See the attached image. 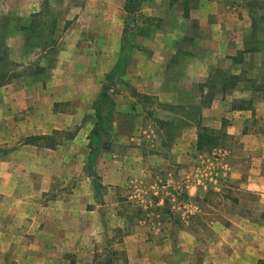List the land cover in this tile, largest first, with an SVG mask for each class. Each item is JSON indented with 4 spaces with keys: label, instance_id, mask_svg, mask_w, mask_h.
Returning <instances> with one entry per match:
<instances>
[{
    "label": "crops",
    "instance_id": "obj_1",
    "mask_svg": "<svg viewBox=\"0 0 264 264\" xmlns=\"http://www.w3.org/2000/svg\"><path fill=\"white\" fill-rule=\"evenodd\" d=\"M126 1L5 0L7 11L21 19L38 17L40 6L46 3L45 17L60 33L53 35L52 46L44 47L54 54V68L50 74L44 68L40 75L54 83L53 87L47 84L45 89L22 88L13 81L0 87L1 127L9 130L8 136L0 139L4 147L0 149V264H97L93 256L105 242L107 222L95 204L94 176L78 177L83 175L88 153H75L86 144L92 127H81L60 148L41 146L29 139L54 130L66 131L81 122L83 104H91L101 90L102 85L98 88L96 82L104 80L119 58ZM139 12L143 18L163 19V26L151 37L145 36L139 48H131L125 81L136 88L140 97L155 100L157 106L148 113L144 111L146 104L144 109L134 111L133 103H124L119 110L129 118H118L115 151L100 154L95 163V170L109 187L118 185L125 194L132 171L139 177H134L135 189L131 192L135 190L141 199L140 193L146 197L150 193L161 195L156 203L159 217L138 220L147 233L123 235L125 263L164 264L171 258L175 259L172 264H193L186 259L203 250L205 258L200 264H226L222 262V256H227L225 243L237 241L222 234L228 231L227 223L209 213L201 223L196 219L204 208H216L207 201L208 195L222 197L227 193L228 163L232 171L229 176L241 183L242 191L264 198V130L260 125L264 116V46H257L259 41L252 39L256 32L264 31L259 28H264V0H143ZM25 19L22 22L27 25ZM11 45L21 53L42 50L41 46L26 44L20 28H13L9 34L7 46ZM34 52L27 53L22 62L31 65L37 60L39 54ZM80 59L107 68L101 73L80 74L76 67ZM48 64L43 61L45 67ZM232 80L234 85L228 86ZM233 98L245 103L234 106V101L229 103ZM60 103L65 108L57 110ZM147 114H154V124L144 117ZM166 116H170L172 124L169 135L162 133L169 124ZM211 121L218 131L224 124L216 145H223L224 138H233L232 146L238 149L225 150L227 156L217 172H201L200 153L195 148L197 133L201 127L213 129ZM146 124L155 125V139L149 140L147 134L143 145L147 150L130 156L123 127L146 134L141 130ZM13 142V148L6 149L4 145L10 147ZM152 146L156 150L153 153L149 151ZM242 161L250 163V167L238 172ZM222 166L226 169H220ZM71 177L75 180L69 190H61L56 196L50 193L56 180L67 183ZM184 194L187 200H180ZM166 195L173 197L168 198L169 203L165 202ZM238 221L243 226L248 220ZM255 225L252 223L251 229ZM198 226L220 231L213 238V246L197 247L199 241L212 240L206 234L201 240V233L195 232ZM228 253L232 257L240 255L234 248ZM105 264L113 263L109 260Z\"/></svg>",
    "mask_w": 264,
    "mask_h": 264
},
{
    "label": "rangeland",
    "instance_id": "obj_2",
    "mask_svg": "<svg viewBox=\"0 0 264 264\" xmlns=\"http://www.w3.org/2000/svg\"><path fill=\"white\" fill-rule=\"evenodd\" d=\"M42 9V5L40 6V10ZM140 13V12H139ZM135 16L128 15L127 24H125V27L128 28L130 31L131 37H132V43L134 47L136 46L139 48L141 46V41H143V38L145 36L151 37L157 29L162 27L163 25V19H157L154 17L150 18H143L140 14ZM22 17L17 16L15 14H11L7 11L5 0H0V57L2 58L0 60V82L2 79L10 80L9 82H14V84H17L20 87H28L29 89H45L46 85L51 84L53 87L54 83L51 81L45 80L42 78L43 69L47 68L48 72L47 74L51 73L52 68H54L52 59H54V54L51 53L49 49H45L44 53L42 50H30L25 51L23 50L22 53L18 50H13L12 45L7 46V39L9 37V34L13 32V28L16 30H19L18 27L25 25L22 21L25 19H21ZM134 18V21L132 22V19ZM51 19H47L46 17H42L41 14L36 18H26L25 23L31 24L35 27L34 34H32L31 42L36 44L40 38H38L37 33H42L41 42L39 45H44V41L48 38V30L51 29L52 25L50 24ZM263 26H260L259 28L263 30ZM55 28V27H54ZM33 29V28H32ZM127 30V31H128ZM256 32L255 35H252V39H255L258 42L256 44L257 46H264V31ZM40 33V34H41ZM60 30L58 28H55L54 34L50 35V39L52 40L53 35H59ZM125 35V34H124ZM25 36V35H24ZM3 37V39H1ZM48 44V43H47ZM35 51V52H34ZM39 54V57L37 60H34L32 64L26 65L24 64L27 59L28 54L30 53L33 55ZM92 52V51H91ZM87 53V52H86ZM45 56V57H43ZM92 56V53H91ZM21 58H25L22 59ZM43 58V59H42ZM43 61H48L49 64L45 67L43 65ZM91 60H85L80 59L76 63L77 67V73H93L100 72L101 69H106L107 66L103 65L100 66H93L90 62ZM52 63V64H51ZM127 66V65H126ZM125 66V70L122 75V81L121 83L117 84L113 88V98H114V119L112 122V133L109 136V140L111 142L110 149L107 151H104L101 153V155H108L112 152H114L115 147L113 148V144L115 143V140H117V136L119 133L118 128H116V124H118L117 121H120V117L123 116V120L126 119L128 121L129 115H122V109L124 106V103L131 104L133 103V110L137 111L139 108H145L147 110L144 111H155L156 103L153 99H146L143 97H140L139 92L136 90L134 86L131 85L130 82L125 81V74L127 73V69ZM8 78V79H7ZM103 80L100 79L96 82L98 88L102 85ZM4 85V84H3ZM3 85H0L3 86ZM45 86V87H43ZM91 92V91H90ZM79 99V98H78ZM76 101V99H74ZM129 101V102H128ZM234 101V106L242 105L245 102H239L236 101V99L230 100L229 103ZM63 103H60L56 106L57 110H60L62 108H65ZM92 104V103H91ZM91 104L88 102H85L83 104L84 112H83V119L80 123L73 124L72 126L67 128L68 133H78L80 128L85 127V125L93 127V110L91 108ZM146 104V105H145ZM145 105V107H144ZM233 105V104H232ZM72 110H75L74 108V102L71 103ZM35 110H38V108H35ZM41 115H44V108L41 107ZM3 113V107L0 102V114ZM148 115V114H147ZM145 118H149V121L152 122V120L155 118L154 114L146 116ZM167 119H165V122H168L169 124H165L164 131L162 133L168 134L169 131L172 133V124H170L169 117L166 116ZM46 118V117H45ZM119 118V119H118ZM212 122V127L214 122ZM145 123V122H144ZM143 123V124H144ZM153 123V122H152ZM151 123V124H152ZM217 123V122H216ZM47 124V122H46ZM154 124V123H153ZM129 123L127 124V126ZM216 125V124H215ZM261 128L264 130V116L261 117L260 120ZM145 126V129H143ZM155 125H150L147 127L146 125H143L141 130L147 131L146 134L143 131H139V129H132L130 127H123L125 130L123 133H126V152L130 156H135L142 154L144 150H147L143 145H145V138L151 140V138L155 139V133L154 127ZM224 124L222 125L223 130ZM114 128H116V131L114 132ZM215 131H218L219 128L216 126L213 127ZM152 130V131H151ZM122 129H120V132ZM7 132L9 130L1 127V120H0V139L3 138V136H8ZM52 132V131H51ZM90 132V131H89ZM88 132V133H89ZM150 136H146V135ZM88 135V134H87ZM65 136V135H64ZM133 137V138H132ZM84 136H82V139ZM139 139V140H136ZM225 140V141H224ZM222 140L223 145H216L217 140L214 142V145H205L201 150H197L196 152L200 153L199 159V170L201 172H217L219 170V165L221 164V161L223 162V159L227 156V153L225 150H235L238 148H235V146H232L234 144L233 140L230 138H224ZM70 140H67L66 137L64 138H56L55 143L58 142L57 148H60L62 145H66L69 143ZM235 141V140H234ZM87 143L82 144V149H80V152L77 150L78 154L86 155L88 153ZM237 143V142H236ZM15 142H13V145L10 147H7L6 144L4 145L6 149L13 148ZM229 144H231L229 146ZM1 145V144H0ZM225 145V146H224ZM228 147V148H227ZM3 146H0V149H3ZM196 148V147H195ZM119 149V148H118ZM243 150V149H242ZM149 151L152 153L155 152V146L149 147ZM258 151V150H257ZM233 152V151H232ZM86 153V154H85ZM224 153V154H223ZM71 154V153H70ZM204 154V155H203ZM246 157V154H244ZM246 159V158H244ZM222 165V164H221ZM230 163H228L227 169L222 166L220 169H226L228 174L227 178V193L223 194L222 197L219 195H208L207 201H210V205H215L216 208H208L203 209V213H199L196 219L197 222H202V217H216L220 218L223 222L227 223L228 231H224V235H229L230 238H234L237 241L230 240L228 244L225 243V246L223 249H225V252L227 253V256H222V262L226 264H264V209L262 206L264 205V198L262 196L248 193L246 191H242L240 188L241 183L238 181H235L233 178H230ZM263 162L261 163L262 168ZM87 161L85 160L84 167H83V175H80L78 177L82 176H88L91 177L92 174H94V182H96V186H93L94 196H95V204H98L101 211V217L104 219L107 224L105 225V242L102 246L98 247V251L93 256V261H95L97 264H105L108 263L109 260H112L113 264H126L125 259L123 257V235L127 234L129 232H140V231H146L145 228L138 223V220H147L150 219L153 221L156 219V217H159L160 209L159 206L156 204L158 201L161 200V195H157L155 193H150L146 196H144V193H140V196H143V198H139L137 193H135V190L131 192L132 189H135L134 183L132 182L135 178L139 177L136 172L129 171V176L127 177V181L125 184V187L128 189L126 193L124 194V191L122 190V187H119L118 185L113 188L109 187L110 185L103 181V177L97 172V169H94V173H90L87 170ZM130 167H132V163L129 164ZM245 166L250 167V163H245V161L238 164V172L243 171V168ZM242 167V168H240ZM99 171V170H98ZM155 171V169H154ZM133 173V174H132ZM75 180V177H71L68 179V182H63L60 179L56 180L54 185L52 186V192H50L53 196L61 194V190L64 192L66 189L69 190L71 186L73 185V181ZM125 183V182H124ZM93 185V183H92ZM142 185V184H141ZM62 192V193H63ZM131 196V198H129ZM167 199H165L166 203H169L168 198H173L171 195H166ZM187 200L186 196L184 194L180 195V200ZM224 203L223 205L219 206L220 202ZM218 203V204H216ZM209 213V214H208ZM208 214V215H207ZM161 215V214H160ZM175 215H173L174 217ZM229 219H232V221L235 222V224H232ZM240 219H246L248 221H245L244 225H240L239 221ZM116 220L115 222L111 223L110 221ZM253 220V222H251ZM117 223H121L120 225H117ZM229 223V224H228ZM256 224L251 229V224ZM236 224H239V226H236ZM242 226L243 228H241ZM258 226V227H257ZM206 227V226H205ZM201 228V229H200ZM196 227L195 232H199L201 234V240L205 238L204 234H206V238H208L207 235H209L212 240L208 241V239L202 240L201 242H197V247H200V249H207L208 246H213L212 242H214V239L220 231L215 232L214 229L207 230L208 228L204 229L202 226ZM259 228V231L257 232V229ZM144 229V230H143ZM244 229L243 231H241ZM255 230L257 232L255 234L252 233V230ZM147 233V232H145ZM253 234V237H251V234ZM244 234V235H243ZM255 235H257L255 237ZM242 236V238H240ZM257 250H253V248H256ZM232 248L236 249L237 252L240 253L239 257H232L228 252L232 251ZM95 257V258H94ZM205 258V253L203 250H198L197 252H194L190 255L189 259H186L187 262L193 263V264H200L201 261ZM214 258V257H213ZM184 260V259H181ZM211 259H209L210 261ZM215 262H219L220 259L214 258ZM172 261H175V259H166L164 264H172ZM185 261V260H184Z\"/></svg>",
    "mask_w": 264,
    "mask_h": 264
},
{
    "label": "trees",
    "instance_id": "obj_3",
    "mask_svg": "<svg viewBox=\"0 0 264 264\" xmlns=\"http://www.w3.org/2000/svg\"><path fill=\"white\" fill-rule=\"evenodd\" d=\"M143 0H127L125 5L126 10V17H125V24H127L128 15L135 16L138 15L140 6ZM45 17L46 14V3L42 4V9L39 11V15ZM31 18H36L35 16H31ZM134 18L132 19V22ZM53 21L50 20V24L52 25L51 29L48 30V38L44 41V45H39L41 42V35L42 33H37L38 42L36 44L31 42L32 34H34L35 27L31 24L19 26L18 29H22L25 35V42L26 44L32 46H41L42 51L44 52V47L52 46L55 43V39H50V35L54 32ZM33 28V29H32ZM127 27H124V34H123V46L121 48L119 58L113 68L105 75L101 90L97 95L96 99L92 102L91 108L93 110V127L91 128L90 132L87 135V148H88V155H87V170L90 173H94L95 163L97 157L104 151L110 149L111 142L109 140V136L112 133V122L114 119V98H113V88L121 83L122 75L125 70V66L129 62L131 48L134 47L132 43V37L130 34L131 30H128ZM3 39V37L1 38ZM48 43V44H47ZM2 58L0 57V60ZM234 79V77H232ZM6 79V77H5ZM2 79L0 85H3L10 80ZM8 79V78H7ZM235 82L229 81L227 83L228 86H233ZM208 102V101H207ZM206 102V103H207ZM222 131H215L214 129L201 127L197 133V142H196V149L201 150L205 145H214L216 139H218L222 133ZM65 135V136H64ZM75 132L68 133V131H57L54 130L50 134L31 137L29 140L36 142L41 146H46L50 148H54L57 146L58 142L55 143L56 138H64L66 137L67 140H70L74 137ZM94 175V174H92ZM91 175V176H92ZM95 179L92 180L93 186H96Z\"/></svg>",
    "mask_w": 264,
    "mask_h": 264
}]
</instances>
